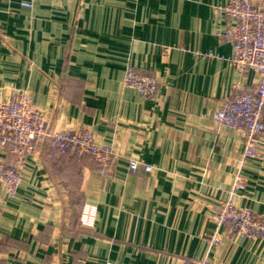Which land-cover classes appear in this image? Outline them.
Masks as SVG:
<instances>
[{"label": "crops", "instance_id": "0c3cea01", "mask_svg": "<svg viewBox=\"0 0 264 264\" xmlns=\"http://www.w3.org/2000/svg\"><path fill=\"white\" fill-rule=\"evenodd\" d=\"M23 2L0 0V101L27 91L51 131L89 130L117 161L104 180L91 157L40 143L15 197L0 186V264H264V242H211L222 231L211 208L238 168L237 205L264 215V154L240 165L242 140L213 122L225 98L259 81L214 35L213 9L229 0ZM129 67L157 78L153 98L124 86ZM85 204L98 208L93 230L79 223Z\"/></svg>", "mask_w": 264, "mask_h": 264}, {"label": "built area", "instance_id": "2783aa9c", "mask_svg": "<svg viewBox=\"0 0 264 264\" xmlns=\"http://www.w3.org/2000/svg\"><path fill=\"white\" fill-rule=\"evenodd\" d=\"M33 1L24 0L22 5L33 9ZM213 14L215 37L220 43L232 46V65L240 74L253 71L259 76L254 93L238 88L220 103L213 116L216 126L231 131L242 140L244 151L239 161L242 165L264 154V0H229L226 5L214 7ZM171 50L170 47L163 49V63L169 62ZM205 56L222 58L212 51ZM123 83L145 100L153 98L159 87L155 76L132 67L126 70ZM40 143H46L53 155L89 156L99 165L104 180L112 176L117 161L112 146L99 142L89 130L51 131L32 95L14 89L7 99L0 101V151L14 157L10 164L0 159V186L8 198L15 197L27 158L35 154ZM139 166L140 163L132 160L128 167L130 171H136ZM144 169L153 171L150 165H145ZM239 170L228 199L211 208V218L222 230L211 238L213 243H219L222 236L264 242V215L259 216L251 208H241L236 203L238 191L245 188ZM97 217V206L85 204L79 212L80 226L95 229ZM182 264L212 263L204 257Z\"/></svg>", "mask_w": 264, "mask_h": 264}]
</instances>
